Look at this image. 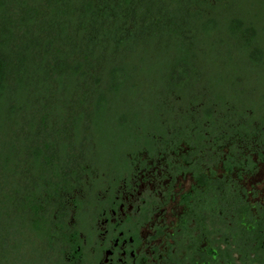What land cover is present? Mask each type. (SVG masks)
<instances>
[{
  "label": "trees",
  "instance_id": "obj_1",
  "mask_svg": "<svg viewBox=\"0 0 264 264\" xmlns=\"http://www.w3.org/2000/svg\"><path fill=\"white\" fill-rule=\"evenodd\" d=\"M250 12V9L245 10L236 0H0V103L10 105V113L17 112L15 103L19 100L15 98V90L11 89L12 85H17L20 90L18 98L22 97L21 103L30 104L26 110L30 113H39L34 103L37 100L36 95L30 89L32 84H35V94L39 93L40 99L47 95L46 93L53 87L51 82H56V79L60 80L62 86L64 85L61 83L62 79L67 80V93L68 91L71 94L76 91L82 93L76 75L83 71L85 76L100 66L107 76V85L95 98L92 112L102 113L108 108L111 98L122 95L127 89H135L136 86L135 83L125 89L126 84L136 77L134 74L136 71H131L132 68L135 69L131 67L132 58L126 59L125 53L122 52L130 48L133 50L136 45L151 46L152 41L160 39L161 45L165 46L161 52L168 54L174 51L168 62L170 65L172 62L177 63V66L174 69H166V64L164 70L167 73L156 72L154 77L162 78V81L168 79L172 89L182 84L185 78H190L192 71L187 70L183 60L191 56L195 46L209 41H213L209 45L235 47L243 53V50L248 51L252 64L262 63V49L257 45V39L264 30ZM24 29L26 35L22 33ZM149 32L152 41L148 42L144 38ZM138 34L146 35L140 38ZM35 48H41L46 57L51 54L56 56L58 67L56 79L47 75L46 64L43 65L34 59L31 61L30 52L36 50ZM213 93L215 98L210 107L201 111L191 109L187 111L191 112L187 117L189 126L180 121L179 125L171 128L168 121H163L159 115L156 119L164 123L163 133L157 132L155 125L159 120L156 119L149 121L143 117L145 123L143 121L125 123L124 116L121 118L123 123H118L121 131L127 132L128 143L135 148L141 143L151 145L157 140L153 136L174 140L176 135L184 136L186 142H191L188 144L195 145L198 154L206 146L205 140H208L204 132H200L199 119L209 118L216 121V113L226 115L233 113L237 115L234 120H230L229 117L225 120L234 122L244 117L245 113H249L247 109H240L231 104L227 99L228 95ZM62 94L60 91L53 99L50 98L53 102L52 112L60 116L67 113V108L72 105L71 101H62ZM80 95L78 94V97ZM73 104L75 109H79L81 100L77 99ZM78 113L85 112L80 108ZM255 114L253 113L246 124L240 125V129L247 132L250 138L257 131L252 123L255 120L261 121L260 128H263L264 133V113H261L259 118ZM79 116L74 118L72 124L75 134L79 133L78 124L82 118ZM136 117L139 116H135L133 120H136ZM191 118H195L194 123L190 122ZM193 125L197 129L193 133L196 134L195 139L191 141L188 140V136L193 132L190 128ZM179 126L182 127L181 134L176 130ZM33 129L34 126L31 130ZM8 132L0 134V210L4 211L3 214L0 213V220L3 221V215L11 218L20 211L31 213L34 219L29 228L43 239L46 237L44 232L46 233L50 224L44 202L60 199V195L67 192L69 185V182L62 181L64 179L60 167L63 159L54 155L45 156L46 149L51 148L48 144L34 147L32 154L27 158L31 168L28 167L25 173L37 176L32 185L24 187L18 181V178L23 176L20 165L24 164L22 163L24 160L20 148L8 138ZM176 142L179 144L182 140L178 139ZM68 147L69 145L61 141L57 145L56 156H64ZM42 198L45 200L43 203ZM17 204L19 205L16 206ZM7 206L11 207L10 210L6 209Z\"/></svg>",
  "mask_w": 264,
  "mask_h": 264
},
{
  "label": "rangeland",
  "instance_id": "obj_2",
  "mask_svg": "<svg viewBox=\"0 0 264 264\" xmlns=\"http://www.w3.org/2000/svg\"><path fill=\"white\" fill-rule=\"evenodd\" d=\"M236 2L240 3L245 10L250 9V13L253 14L252 17L264 30V2H259V0H236ZM25 31L26 29L22 33H25ZM145 35L138 34L140 38H144ZM145 39L148 42L152 41L150 32L147 33ZM161 41V39L152 41L151 46L136 45V48H133L134 51L131 48V50L126 49L125 52L121 51L123 54L125 53L124 57L126 59L132 58L131 67L135 69L130 70L132 72L136 71L134 73L136 77L133 81L128 82V85L126 84L125 89L136 83L135 89H127L122 92V95L111 98L108 108L99 114L92 112L93 103H95V98L100 94L102 88L106 89L105 85H107V76L100 66L89 71L86 75L84 74L85 76H83V71L76 75L75 78H78V85L82 93L76 91V93L71 94L69 91L67 93V80L62 79L61 83L64 84L62 86L60 80L56 79L58 76L56 56L54 57L51 54V56L46 57L41 48H35L36 50L30 52L32 53L30 56L31 61L34 59L43 65L46 64L47 75L56 79V82H51L53 87L42 99H40L39 93L38 95L35 94V84L31 85L30 89L33 90L34 95H36L35 99L38 100L34 103L39 113H30L26 110L30 104L21 103L22 97L18 98L20 90L17 85H12L11 89L15 90V98L17 101L19 100V104H17L18 102L15 103L17 112L10 113V105L0 103V134L9 131L7 133L8 138L20 148V154L24 160L22 163L24 164L20 165L23 176L19 177L18 181L24 187L32 185L37 176L25 173L28 167L31 168L27 163V158L32 154L34 147L48 144L51 148L46 149L45 156L54 155L63 159L60 167L64 179L62 181L69 182L67 190L70 193L65 192L64 197L58 199L57 202H54V200L44 202L45 200L41 199V203L44 202L45 204L47 215L50 214L51 225L53 220L51 214H56L58 203L64 202L65 211L67 212L66 217H68L70 223L74 217L71 211V202L74 199H87L86 190L93 184L92 178H98L96 181L94 180L98 186L100 178L97 174L105 173L108 175L109 173L111 175V171L115 170L116 166L120 167V162H125L127 158L130 159L131 156L127 152L134 151L135 147L128 143L126 139L127 132L121 131L122 128L119 123H123L121 121L122 117L126 116L125 123H133V121L141 123L143 117L150 121V119L155 120L156 116L159 115L163 121H168V126L171 128L179 125L180 121L185 122V125H187L189 124L188 113H191L187 111L190 109L191 111H201L210 107L212 100L215 98L213 92H216V95H220V93L222 96L223 94L228 95L227 99L231 104L249 111V114H247L249 117L252 116L251 113H257L255 115L259 118V115L264 113V31L260 32L257 39V45L262 49V63L252 64L248 51L243 50V53L235 47L209 45L213 42L209 41L206 44L195 46L191 56L183 60L185 62L184 66L189 72H192L190 78H185L184 82L178 84L174 89L169 85L168 79L162 81V78L154 77L156 72L167 73L164 70L166 64V69H174L177 66V63L172 62L170 65L168 62L171 60L174 51L172 53L168 52V54L161 52L165 48L161 45ZM42 43H44V40H42ZM60 91L63 93L62 101H71L72 104L67 108V113H63L61 116L53 113L51 107L53 104L51 99L57 96ZM78 94L81 95L78 97ZM77 99L81 100L79 107L85 113H78L80 108L75 109L73 107V102H77ZM218 114L216 113V115ZM79 115L82 117L78 124L79 133L75 134L72 124L74 118L80 117ZM229 115L232 118L237 117L233 113ZM44 116L46 119H43ZM135 116L139 117L133 120ZM156 120H159L158 124L155 125L157 132L163 133L165 127L162 120ZM245 120H248V118ZM241 121L243 122L244 119L241 118ZM143 123L145 122L143 121ZM33 126L34 129L31 130ZM61 141L69 147L66 149L64 156H56L57 145ZM57 142L59 143L57 144ZM21 145H24V147ZM88 163H91L90 168L95 171H92L93 175L88 171ZM44 165L46 166V164ZM216 172L219 176L224 174L220 167L216 168ZM233 177L238 178V174L235 173ZM192 183L190 176L185 179L180 178L178 185L174 188L173 195L168 203L163 206L162 214L164 215L167 233L175 234L181 215L185 210V207L180 203V196L183 192L189 190ZM239 187L240 190H244L246 200L253 209H255L256 203H261L264 206V166L260 165L254 173L244 174L242 179L239 180ZM162 194V192L157 193L158 197H163ZM21 196L22 194L19 200ZM8 208L9 206L6 209ZM14 210L18 211L16 208ZM20 212H16L17 215H12L11 218L3 215V221L0 220V264H62L58 256L61 248L60 243L48 236L43 239L36 236L29 228L34 216L31 213ZM0 213L3 214L4 211L0 210ZM92 215L94 216L95 213ZM205 225L207 228L198 230L196 236L212 230L211 224L207 220ZM220 237V235H214L212 239L216 241ZM165 238L167 236L162 238L163 242L168 239ZM185 242L189 243L190 240L186 239ZM209 245V241H205L201 247L206 249ZM213 245L221 246L217 242ZM236 257L238 256L236 255Z\"/></svg>",
  "mask_w": 264,
  "mask_h": 264
},
{
  "label": "flooded vegetation",
  "instance_id": "obj_3",
  "mask_svg": "<svg viewBox=\"0 0 264 264\" xmlns=\"http://www.w3.org/2000/svg\"><path fill=\"white\" fill-rule=\"evenodd\" d=\"M246 114L249 113L238 116L234 122H226V117L235 118L221 113L216 121L199 119L200 132L208 140L198 154L195 145L186 142L184 136L175 135L174 140L153 136L157 140L151 145L138 144L134 151L127 152L130 159L126 157L127 162H120L111 175L97 174L98 186V178H92L93 184L86 190L87 199L71 202L74 217L70 223L64 202L58 203L56 214H51L52 225L48 224L44 236L60 243V262L264 264V206L256 203L253 209L244 190L239 189L244 174L264 166L262 123L252 122L257 131L250 138L240 129L253 116ZM194 121L195 118L190 119ZM190 128L193 132L188 140L193 141L197 127ZM180 129H176L179 134ZM258 131L262 133L257 134ZM178 139L182 140L179 144ZM90 165L88 171L93 175ZM217 167L224 172L222 176L217 174ZM235 173L238 178L233 177ZM189 176L193 183L180 196L185 210L173 235L166 232L162 208L173 195L178 180ZM158 192L163 197H158ZM206 220L212 230L196 236L198 230L207 228ZM214 235L221 237L215 241ZM163 236L168 238L164 242ZM186 239L190 242L186 243ZM205 241L210 245L202 249ZM215 242L221 246H214Z\"/></svg>",
  "mask_w": 264,
  "mask_h": 264
}]
</instances>
